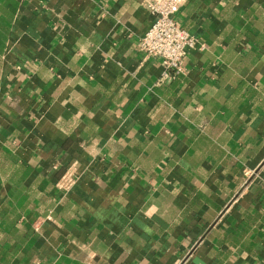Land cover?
Instances as JSON below:
<instances>
[{"label":"crops","instance_id":"obj_1","mask_svg":"<svg viewBox=\"0 0 264 264\" xmlns=\"http://www.w3.org/2000/svg\"><path fill=\"white\" fill-rule=\"evenodd\" d=\"M164 76L140 0H0V264H264V0H186Z\"/></svg>","mask_w":264,"mask_h":264},{"label":"built area","instance_id":"obj_2","mask_svg":"<svg viewBox=\"0 0 264 264\" xmlns=\"http://www.w3.org/2000/svg\"><path fill=\"white\" fill-rule=\"evenodd\" d=\"M140 1L153 19L140 41V51L146 58L161 60L165 77L171 73L183 74L186 53L198 47L202 49L198 40L175 19L186 0Z\"/></svg>","mask_w":264,"mask_h":264}]
</instances>
